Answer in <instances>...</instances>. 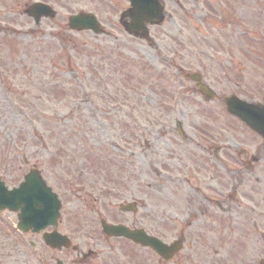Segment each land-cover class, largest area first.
<instances>
[{
    "label": "flooded vegetation",
    "instance_id": "obj_1",
    "mask_svg": "<svg viewBox=\"0 0 264 264\" xmlns=\"http://www.w3.org/2000/svg\"><path fill=\"white\" fill-rule=\"evenodd\" d=\"M92 2L101 26L96 36L118 31L131 37L125 27L141 15V2L160 9L161 21H145L140 38L133 39L156 49L159 30L168 27L178 36L166 39V63L179 85L163 94L172 124L159 132L162 138L171 134L173 142L168 152L160 151L154 179L142 171L79 170L68 177L74 181L69 198L62 196V170L56 185L48 181L50 173H42L59 201L55 226L21 232L19 210L0 211L3 246L30 247L19 257L1 253L0 264H264V0ZM35 4L50 5L62 16V0H0V49L4 11L23 15ZM43 21L49 20L41 18L36 26ZM244 41L251 44L253 62ZM228 100L252 127L228 111ZM110 226L123 228L124 235L106 231ZM54 230L60 249L44 241ZM40 243L50 253L41 252Z\"/></svg>",
    "mask_w": 264,
    "mask_h": 264
},
{
    "label": "rangeland",
    "instance_id": "obj_2",
    "mask_svg": "<svg viewBox=\"0 0 264 264\" xmlns=\"http://www.w3.org/2000/svg\"><path fill=\"white\" fill-rule=\"evenodd\" d=\"M92 4V0H62V16L59 12L39 26L4 11L0 176L9 186L31 167L50 173L52 185L61 170L62 182H69V175L79 169L103 173L93 160L107 166L105 172L142 171L154 179L160 151L168 152L173 142L171 134L162 138L159 132L161 125L172 124L163 110V94L169 92L163 87L179 85L166 63L171 58L166 39L178 36L165 27L155 37L159 46L152 49L123 32L99 37L70 31L68 16L91 12ZM243 47L248 50L247 61L253 62L250 42L244 41ZM107 163L114 169L109 170ZM65 194L70 198L64 189ZM3 243L0 240L4 256L9 251L18 252V257L30 251L26 242L15 247ZM41 244V252L50 253Z\"/></svg>",
    "mask_w": 264,
    "mask_h": 264
},
{
    "label": "water",
    "instance_id": "obj_3",
    "mask_svg": "<svg viewBox=\"0 0 264 264\" xmlns=\"http://www.w3.org/2000/svg\"><path fill=\"white\" fill-rule=\"evenodd\" d=\"M43 13L44 12L42 11V9L34 8L29 12V15L40 17L41 15H43ZM49 15L50 17H53L52 12ZM156 16L161 17V10L159 9L155 12L151 9H148V4L145 3L144 10L141 12V15L137 18L138 20L136 19L137 21L136 20L134 21L129 31L133 34H137L139 31L142 30L141 23L143 21H156L155 20ZM158 22H160V20H158ZM68 26L70 27V29L77 31L80 30H92L93 32L98 31L94 17L89 14L76 15L70 17L68 20ZM229 109L231 108L229 107ZM240 117L243 119V116ZM245 121L250 127H252V122L248 117L245 119ZM25 180H26L25 183L19 189L12 191H7L0 183V208L7 207L10 209H15L16 206H18L19 204H23L24 207L28 206L29 210L34 211L35 214L37 215L39 213L40 214L44 213L46 215L48 212L45 210V208L44 209L42 207L34 208L35 206L40 205L37 201V198L40 195L42 196L41 193H46L44 196L45 198H47V200L44 203H42V205H46V206L51 205V201H48L49 195L43 189L44 188L43 184L42 183L40 184L39 178H35L32 175L27 176ZM28 182H31L29 186H28ZM28 197L30 199L29 202H27ZM21 199L22 200L24 199V201H22ZM27 210L28 209H26L23 212L26 214L28 212ZM35 221L36 222L34 223V228L36 231H39L46 225V222L43 225V222L45 221V217H36ZM112 229H111L112 231L116 230V228H112ZM45 242L52 247H60V240L58 235L53 234L48 236V238H45Z\"/></svg>",
    "mask_w": 264,
    "mask_h": 264
}]
</instances>
